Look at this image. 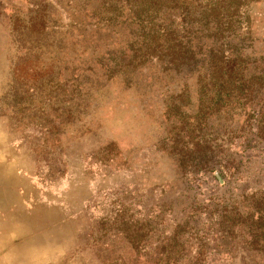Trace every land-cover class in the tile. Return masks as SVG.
<instances>
[{
    "label": "rangeland",
    "instance_id": "1",
    "mask_svg": "<svg viewBox=\"0 0 264 264\" xmlns=\"http://www.w3.org/2000/svg\"><path fill=\"white\" fill-rule=\"evenodd\" d=\"M143 1L0 0V264H264V0L227 37L182 18L177 61Z\"/></svg>",
    "mask_w": 264,
    "mask_h": 264
},
{
    "label": "trees",
    "instance_id": "2",
    "mask_svg": "<svg viewBox=\"0 0 264 264\" xmlns=\"http://www.w3.org/2000/svg\"><path fill=\"white\" fill-rule=\"evenodd\" d=\"M253 1L255 0H144L146 10L145 14L140 16V24L144 26L147 32L145 33V43L149 44V52L146 59H160L162 54H171L170 60H178L176 55L178 50L176 49L181 43L178 40L174 41L175 37L169 39L168 34L171 30L176 31L175 27L179 24H183L182 18L184 17H197L211 34H220L221 37H227L228 35L225 33H233L236 27L246 28L247 18L245 14H247L249 4ZM161 10L179 12V17L174 18L175 26L155 23L152 13ZM162 38L164 43H162ZM229 46L231 47V45ZM191 51V49L184 50V60L190 59L188 53ZM137 57L138 55L135 54L134 58L137 59ZM248 61L249 59L243 56H234L231 49L228 48L218 51L211 50L208 64H213L216 72L220 69V74L226 79L243 81L244 75L241 68L245 70L246 68L242 66ZM216 72L213 71V74ZM255 115L258 117L255 122L261 123L262 114L255 113Z\"/></svg>",
    "mask_w": 264,
    "mask_h": 264
}]
</instances>
